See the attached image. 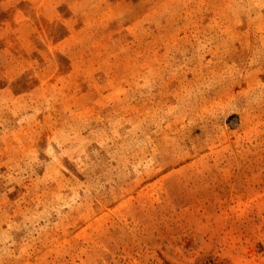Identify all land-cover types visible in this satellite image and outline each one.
<instances>
[{
    "label": "rangeland",
    "instance_id": "1",
    "mask_svg": "<svg viewBox=\"0 0 264 264\" xmlns=\"http://www.w3.org/2000/svg\"><path fill=\"white\" fill-rule=\"evenodd\" d=\"M0 264H264V0H0Z\"/></svg>",
    "mask_w": 264,
    "mask_h": 264
}]
</instances>
